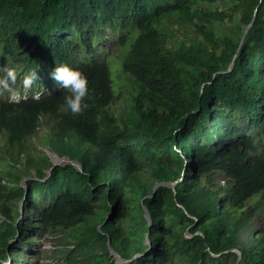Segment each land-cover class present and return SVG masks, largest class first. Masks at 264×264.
I'll list each match as a JSON object with an SVG mask.
<instances>
[{
	"label": "trees",
	"instance_id": "obj_1",
	"mask_svg": "<svg viewBox=\"0 0 264 264\" xmlns=\"http://www.w3.org/2000/svg\"><path fill=\"white\" fill-rule=\"evenodd\" d=\"M255 13L234 69L220 73ZM108 35L134 91L121 109L97 55ZM61 63L88 75L80 114L62 107L69 93L51 78ZM5 68L15 83L40 79L27 101L0 109V264H37L49 235L61 239L54 264H117L109 239L127 264H237L232 249L240 264H264V0H0V76ZM45 119L42 144L84 172L48 174V153L28 145ZM162 182H176V195H154Z\"/></svg>",
	"mask_w": 264,
	"mask_h": 264
},
{
	"label": "clouds",
	"instance_id": "obj_2",
	"mask_svg": "<svg viewBox=\"0 0 264 264\" xmlns=\"http://www.w3.org/2000/svg\"><path fill=\"white\" fill-rule=\"evenodd\" d=\"M3 73H4L3 76H0V109L11 107L10 106L11 104H20L27 101L29 97L28 95L29 92L27 91V89L30 88L36 80L40 79L38 72L32 71L25 75L23 79V87L20 86L18 88L14 87L12 90L4 93L3 88L8 89L10 85L15 84L17 75H16V70L14 68H5L3 70ZM50 75L51 78L55 81L58 88L62 90H66L67 93H69L68 95L64 96V103L62 107L69 110L72 114H80L89 108L90 105L87 102V98L90 91L89 78L84 70L78 67H73L68 63H61L58 64L54 68V70L51 71ZM35 98H40V94L36 95ZM46 121H47L46 119L43 120L36 134L29 138V142L31 139L35 138V136L42 127L47 129ZM0 135H3L5 137L2 144V149H6L7 146H9L7 141L9 134L7 131H2L0 132ZM43 151L47 152L46 150ZM49 151L52 153L50 149ZM50 152H47L48 155H50ZM52 154L53 157L56 155V153H52ZM4 264H9V263L6 262Z\"/></svg>",
	"mask_w": 264,
	"mask_h": 264
},
{
	"label": "rangeland",
	"instance_id": "obj_3",
	"mask_svg": "<svg viewBox=\"0 0 264 264\" xmlns=\"http://www.w3.org/2000/svg\"><path fill=\"white\" fill-rule=\"evenodd\" d=\"M186 31V33H185ZM182 34H186L187 36L191 35V32L188 29H184ZM97 55L104 59L107 58L106 60H109V63L112 66V78L114 80V90L115 93L117 95L118 93V88L117 85L120 86L121 88V95L119 96L118 102H117V109H121L123 107H125L126 105H128L130 103V98L133 96L134 91L132 86L130 85V81L129 78L124 75L122 73L121 67H120V62L122 60L123 57V48L120 47V45L118 44V39L115 37H111V35H108L107 37L104 38L103 43L100 46V49L97 53ZM23 87V84H21V82L15 83L13 85H10V87L8 89L3 88V92L6 93L10 90H12L14 87L18 88V87ZM48 133V130L44 127H42L39 132L37 133V135L35 136V138L31 139L29 142V147H36L39 150H46L47 152H50L49 149L47 147H44V145L42 144V142L45 140V137ZM5 137L3 135H0V159L3 158L1 156V153L3 154L4 149H2V144L4 141ZM29 153L35 154L37 153L35 148H31L30 150H28ZM50 158H53V154L50 152ZM25 159V157H24ZM27 182H25V185H27ZM28 187V186H27ZM252 204L249 203L247 208L250 210ZM106 210V209H104ZM250 216L252 218V220H254V224L252 226V230L254 232H259L261 228V226H259L256 222L255 219L257 218V215L255 212L250 211ZM45 240V241H44ZM41 243V251L44 252V257L41 258L37 264H54L55 260V254H56V250H58L60 248V244H61V239L60 237H58L57 235H49L46 236V238L42 239ZM18 241L14 240V243H17ZM33 243H35V241H33ZM23 253H28V249L24 248ZM34 259H26L25 262H29L30 264L34 263Z\"/></svg>",
	"mask_w": 264,
	"mask_h": 264
},
{
	"label": "water",
	"instance_id": "obj_4",
	"mask_svg": "<svg viewBox=\"0 0 264 264\" xmlns=\"http://www.w3.org/2000/svg\"><path fill=\"white\" fill-rule=\"evenodd\" d=\"M256 18H257V13L254 14L252 21L250 22V24H249V25L246 27V29H245L244 34H243L242 39H241V42H240V45H239V49L237 50V55L235 56L233 62H232L231 65H230V67H229L227 70H225V71H221L220 73H228V72H231V71L234 69V66H235V59H236L237 56H238V52H239L240 48L242 47V45L244 44L245 39H246L248 33L250 32V30H251L253 24H254L255 21H256ZM51 160H52V162H53V166L47 171L49 175L51 174L52 170H53L54 168H56L57 166H60V165H67V164L73 165L74 167H76V168H77L79 171H81V172H84V170H85L84 166H83L81 163H79L78 161H72V160H69V159H67V158L60 157V156L57 155V154H56ZM28 180H30V179H29V178H26V179H24L23 182H22V186L26 189V192H28V187H27V185H25V182L28 181ZM175 185H176V182H173V183H165V182L158 183V184L154 187V195H155L157 189H158L160 186H167V187L171 188V189L174 191L175 195H176ZM151 196H152V195H151ZM151 196H148V197H151ZM26 198H27V194H26V196H25V199H26ZM24 202H25V201H22V203H21V208H20L21 217H23V215H24ZM178 205H179V204H178ZM179 206L182 207V208H184V206H182V205H179ZM143 208H144V211H145V217H146V219H147V221H148L149 227H151V225H152L151 216H150V213H149L147 207H146L145 204H144V200H143ZM115 214H116V213H115V208L112 207V209H111V213L106 217L105 222H104L102 225L99 226V229H101V228L103 227V225H104L109 219L113 218V217L115 216ZM192 217H193V216H192ZM193 218L196 219V221H197V218H195V217H193ZM186 236H187V238H191V237H192V235H190V234H186ZM146 244H147L148 246L151 247V242H150V240H149L148 237H147V240H146ZM108 246H109V250H110L111 255H113V256L117 259V264H127V263H129V262L131 261V260H126V259L122 258L121 255L118 254V253L112 248V245H111V239L108 240ZM149 250H150V248L147 250V252H148ZM230 251L235 252V253L238 254L239 258H238L237 264H240V262H241V260H242V253H241V251H239L238 249H232V250H230ZM147 252H146V253H147ZM228 252H229V250L226 251L225 253H228ZM212 255H213L214 257H217V256H220L221 254H212ZM140 256H142V255H137V256H135L134 258H138V257H140Z\"/></svg>",
	"mask_w": 264,
	"mask_h": 264
}]
</instances>
